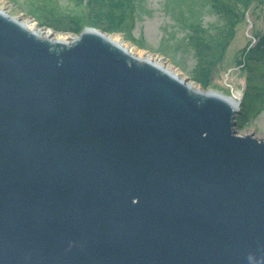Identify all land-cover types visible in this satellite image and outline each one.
<instances>
[{
	"label": "water",
	"instance_id": "obj_1",
	"mask_svg": "<svg viewBox=\"0 0 264 264\" xmlns=\"http://www.w3.org/2000/svg\"><path fill=\"white\" fill-rule=\"evenodd\" d=\"M11 19L0 264H264V140L236 134L241 101L100 31L63 43Z\"/></svg>",
	"mask_w": 264,
	"mask_h": 264
},
{
	"label": "rangeland",
	"instance_id": "obj_2",
	"mask_svg": "<svg viewBox=\"0 0 264 264\" xmlns=\"http://www.w3.org/2000/svg\"><path fill=\"white\" fill-rule=\"evenodd\" d=\"M51 1L57 13L48 11L45 0H0V9L53 37H78L86 28L120 36L203 91L243 101L249 50L264 34V0H239L232 13L224 9L229 0H133L131 15L121 0ZM47 14L60 19L62 29L48 26L46 17L53 18ZM241 115L240 109L236 134L264 140V100L256 117L242 122Z\"/></svg>",
	"mask_w": 264,
	"mask_h": 264
},
{
	"label": "trees",
	"instance_id": "obj_3",
	"mask_svg": "<svg viewBox=\"0 0 264 264\" xmlns=\"http://www.w3.org/2000/svg\"><path fill=\"white\" fill-rule=\"evenodd\" d=\"M95 2H104L112 0H94ZM126 3V11L132 14L134 10L133 0H121ZM230 4L228 6L224 5V9L227 13H232L237 10L239 0H229ZM45 5L48 7V11L57 13V6L54 1L45 0ZM226 6V7H225ZM46 7V8H47ZM124 12V11H122ZM50 16L46 21L49 22L50 27L54 29H62L60 24V19H55L53 14H47ZM118 25V24H117ZM115 25V26H117ZM114 26V28H115ZM248 71V84L244 92V99L241 103V121L247 122L248 120L257 116L261 112L264 100V34L258 39L255 45L249 50V59L247 64ZM243 124V123H242Z\"/></svg>",
	"mask_w": 264,
	"mask_h": 264
},
{
	"label": "bare ground",
	"instance_id": "obj_4",
	"mask_svg": "<svg viewBox=\"0 0 264 264\" xmlns=\"http://www.w3.org/2000/svg\"><path fill=\"white\" fill-rule=\"evenodd\" d=\"M0 14L6 16L7 18L11 19L12 21H14L15 23H17L18 25L22 26L23 28L29 30L30 32L39 35L43 38L49 39V40H53V41H58V42H63V43H71L72 40H74V38L65 36L63 34H58L56 35V37L51 36V34L49 32H45L43 31L42 28H39L35 22H32L30 20H23L20 21L18 18H14V17H10L4 10L0 9ZM89 32V31H87ZM91 32V31H90ZM96 34V33H95ZM99 34L101 37L105 38L106 40L116 44L117 46H119L122 49H125L128 53L132 54L135 57H138L142 60H145L147 62H150L151 64L163 69L164 71L166 70L167 72H169L168 74H170L171 76H174L177 79H180L179 74H177L175 71H173L170 67H168L167 65H165L160 59L157 58H151L150 55H146V53L139 51L138 49H136L135 47L127 44L126 42L122 41V39L120 38V36L117 35H109V34H101V33H97ZM191 82H186L185 85L188 86L189 88H192L194 90H197L199 92H202V90L197 87L194 86L193 84H190ZM203 93H205V91H203ZM206 94V93H205ZM234 101H236L233 97L231 98Z\"/></svg>",
	"mask_w": 264,
	"mask_h": 264
}]
</instances>
